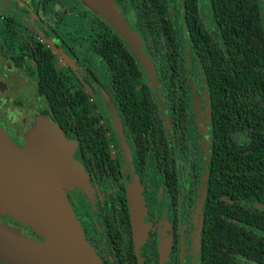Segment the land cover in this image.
<instances>
[{
  "label": "trees",
  "instance_id": "trees-1",
  "mask_svg": "<svg viewBox=\"0 0 264 264\" xmlns=\"http://www.w3.org/2000/svg\"><path fill=\"white\" fill-rule=\"evenodd\" d=\"M116 1L132 13L141 50L156 71L159 87H189L187 46L196 82L209 95L212 143L202 221V264H238V258L264 264L263 1L207 0L209 25L200 16L201 0H183L184 34L174 23L171 0ZM106 32L109 38L97 51L88 49L90 67L82 77L72 71L65 77L56 69L55 57L40 46L33 54L36 91L44 100L45 113L78 141L81 161L95 178L109 175L115 168L109 160L105 126L97 127L98 119L92 113L95 105L81 87L93 93L102 90L113 104L121 105L135 129L139 151L145 150L143 132L148 124H154L149 115L158 107L136 57L111 28L106 27ZM90 53L99 56L100 72L93 71ZM167 171L172 174L175 169ZM109 182L102 185L106 188Z\"/></svg>",
  "mask_w": 264,
  "mask_h": 264
},
{
  "label": "flooded vegetation",
  "instance_id": "flooded-vegetation-1",
  "mask_svg": "<svg viewBox=\"0 0 264 264\" xmlns=\"http://www.w3.org/2000/svg\"><path fill=\"white\" fill-rule=\"evenodd\" d=\"M114 2L128 27L136 32V21L132 13L123 9L122 2ZM207 3V0H201L203 11L200 16L203 22L211 25ZM41 5L42 0H0V24L4 29L9 28V36L16 37L21 32L28 37L27 50L19 55L12 54L7 36L4 39L0 37V79L6 78L8 72H14L18 78L34 84L35 97L26 94L27 100L11 99L13 107L19 106L20 113L27 116L16 126L19 132L10 130L0 114V125L20 148L26 143L25 133L33 125L36 115L45 116L59 126L45 113L44 100L36 91L38 76L33 57L36 49L40 46L49 51L56 59V69L65 77H69L70 71L82 77L84 70L90 67L86 61L88 49L97 51L109 38L106 32L109 25L81 4L88 16L100 22L104 32L102 36L105 38L92 41L96 46L87 45L80 54L75 49L76 45L67 40L64 30L45 23L41 18ZM169 5L175 25L187 31L181 10L183 0H171ZM184 41L186 43V39ZM185 50L189 87L161 88L154 70L156 84L149 87L158 101V107L157 112L149 115L154 124H148L143 132L141 140L145 150L139 151L135 129L128 123L120 104H113L102 90L93 93L90 88L81 87L89 96L91 104L95 105L92 113L98 119L97 127L105 126V136L109 140V160L114 162L115 168L109 175L90 177L81 161L78 141L67 136L59 126L67 140L77 143L74 158L81 163L88 176L91 195L87 197L75 189L66 191V198L99 264H202V221L206 201L207 163L212 143L211 107L205 88H200L196 82L195 65L191 57H187L190 56L187 46ZM90 55L93 61L91 66L95 68L93 71L100 72L102 66L99 56L94 53ZM146 76L150 84V76L147 73ZM0 90H3L1 83ZM39 98L43 100L44 107L32 109ZM108 103L118 120L124 149L108 110ZM27 118L30 122L25 124ZM167 169L175 171L169 174ZM102 171L105 172L104 169ZM168 175L171 177L167 179ZM134 177L137 178L144 200L143 221L146 225V235L137 246L126 198V185ZM104 181L110 183L106 188L102 185ZM0 228L4 231L15 229L21 237L31 241L41 238L28 226L7 216H0ZM237 262L255 264L242 258H238Z\"/></svg>",
  "mask_w": 264,
  "mask_h": 264
},
{
  "label": "water",
  "instance_id": "water-1",
  "mask_svg": "<svg viewBox=\"0 0 264 264\" xmlns=\"http://www.w3.org/2000/svg\"><path fill=\"white\" fill-rule=\"evenodd\" d=\"M79 1L128 45L150 76L149 86H154L153 65L141 50V38L128 27L114 0ZM108 110L124 149L110 103ZM25 139L24 147H18L0 125V216L28 226L41 238L31 241L15 229L0 230V263L99 264L66 198V191L75 189L87 197L91 195L88 176L74 158L77 143L67 140L59 126L41 115L34 117ZM126 198L137 246L146 235V225L144 200L136 177L126 185Z\"/></svg>",
  "mask_w": 264,
  "mask_h": 264
},
{
  "label": "rangeland",
  "instance_id": "rangeland-1",
  "mask_svg": "<svg viewBox=\"0 0 264 264\" xmlns=\"http://www.w3.org/2000/svg\"><path fill=\"white\" fill-rule=\"evenodd\" d=\"M262 1L264 3V0ZM40 15L45 23L64 30L67 40L69 39L71 44L76 45L75 49L77 52H80V54L85 46L91 44L96 46V43L92 41H97L99 38L103 37L102 35L104 32L100 22L93 16H88V13L84 10L79 0H42ZM8 32H10L9 28L4 29L3 25L0 24V37L4 39V37L7 36L6 40L8 45H10L9 49L12 54L19 55L26 51V41L28 37L21 32L16 37H10ZM184 33L185 31L183 30L182 34ZM3 63L5 62L3 61ZM0 83L3 85V90H0V114L7 122L10 130L14 133L19 132L16 126L27 116L20 113L19 106L16 108L13 107L11 99L22 98L25 100L27 98L26 94L35 97L34 84L33 82L29 83L28 80L18 78L14 72H8L6 78L0 79ZM36 97L38 98V96ZM38 100L39 102L34 103L32 109L35 108V110H37L41 106L44 107L43 100L41 98ZM28 122H30V119L28 120L27 118L25 124Z\"/></svg>",
  "mask_w": 264,
  "mask_h": 264
}]
</instances>
